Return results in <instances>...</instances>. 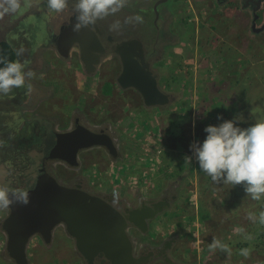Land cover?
<instances>
[{
    "label": "rangeland",
    "instance_id": "374dc122",
    "mask_svg": "<svg viewBox=\"0 0 264 264\" xmlns=\"http://www.w3.org/2000/svg\"><path fill=\"white\" fill-rule=\"evenodd\" d=\"M34 1L21 0L17 13L0 15V40L12 42L14 37L19 41V48L23 44L21 61L33 55V61L36 60L26 68L34 72L33 77L26 79L34 88L33 92L30 88L32 95L22 110L19 125L7 122L6 129L0 130L7 131L13 140H21L31 137L35 123L56 133L69 128L76 119L91 127L99 126L117 141L118 157H110L103 149L88 150L80 155L82 169L70 171V178L62 179L79 180L82 189L97 188L102 194L109 193L132 204L145 194L152 197L153 186H157L158 191L168 189L172 194L176 186H180L175 193L177 201L166 211L167 215L154 218L150 224L154 230L178 231L183 235L173 248L179 259L184 258L183 264H264V223L259 221L260 213L264 212V198L252 200L246 196L242 184L214 182L199 169L189 147L203 141L207 125L221 122L218 116L224 120L237 118L242 128L264 121V35L252 31L253 14L248 12L243 19L237 11L240 4H235L239 0H225L221 6L215 3L218 0H210L211 5L205 0V6H200L199 10L197 7L202 0H188L189 3L168 0L160 4L157 3L161 0H127L126 6L118 12L120 15L113 19L118 25L114 29L123 28L126 35L132 31V27L123 22L124 11L131 12L133 17H142L136 29L143 38L153 39L157 34L155 22L166 30L158 15L161 7H165L161 14L167 19L168 13L174 14L177 7L178 13L174 14L170 25L176 29L171 32L172 38H186H171L162 44L159 47L161 58L158 51L150 48L149 51L156 53L150 65H155L152 68L160 76L161 87L170 85L171 88H167L169 105L147 107L135 90L119 86L116 72L106 75L105 70L102 76L101 72L91 76L81 68L77 71L75 63L73 69L71 64H65L69 72L62 73L59 68L64 64L57 67L59 59L49 64L51 55L42 46L48 33L47 0ZM209 12L216 17L207 20ZM195 18L198 19L195 24L186 21ZM179 22L186 29H180ZM180 32L181 36L177 34ZM125 40L141 41L138 34ZM107 85L112 91L105 93ZM22 91L23 88L17 89L18 93ZM9 96L13 97L15 105L20 103V95ZM9 104L12 100L0 101L1 120L2 113L9 118L11 111L4 110ZM160 135L162 145L156 149L162 147L164 151L160 150L164 153L146 157V146H151L150 141L153 144ZM39 152L33 156L42 157L44 152ZM160 157L164 163L156 169L146 166L148 158L156 165L162 161ZM186 157L192 159L186 160ZM4 168L6 171L2 173L0 167V186H12L17 176L10 175L7 166ZM49 168L55 174L67 171L64 165L52 164ZM141 176L144 179L138 180ZM5 213L0 210V264H14L7 255L6 235L2 230ZM61 230L50 244L38 238L30 241V264H79L73 240ZM213 239L227 245L229 251L220 247L210 250ZM241 249L248 250L246 257L240 254Z\"/></svg>",
    "mask_w": 264,
    "mask_h": 264
},
{
    "label": "water",
    "instance_id": "95a60500",
    "mask_svg": "<svg viewBox=\"0 0 264 264\" xmlns=\"http://www.w3.org/2000/svg\"><path fill=\"white\" fill-rule=\"evenodd\" d=\"M161 0L157 4L166 3ZM93 33V32H91ZM77 31L66 29L62 33L59 47L63 56H67L72 45L80 38ZM84 37H87L84 36ZM94 37V36H93ZM84 47L92 49L94 42L87 37L78 40ZM123 71L118 79L124 90L133 89L143 99L147 107L169 105V95L159 88L158 76L145 61L146 52L140 42L126 41L119 45ZM90 74L96 72L99 57L92 53L89 61L83 58ZM103 148L114 157L117 146L113 138L102 132H95L85 125H77L65 132H57L54 146L46 158L60 161L72 168L79 167V155L84 150ZM43 172L37 179L34 188L28 190V203H13L3 221L2 230L6 235V252L14 264H30L28 247L30 241L39 237L45 244H50L57 228L63 227L75 242L76 250L88 264L103 259L102 264H140L133 256V244L129 234V222L146 232L147 222L160 214L157 205L134 211L140 225L133 218L124 216L109 201L85 191L81 186L71 188L60 183L51 173ZM132 216V215H131Z\"/></svg>",
    "mask_w": 264,
    "mask_h": 264
},
{
    "label": "flooded vegetation",
    "instance_id": "af4514ba",
    "mask_svg": "<svg viewBox=\"0 0 264 264\" xmlns=\"http://www.w3.org/2000/svg\"><path fill=\"white\" fill-rule=\"evenodd\" d=\"M179 1V0H176ZM183 1V0H182ZM188 1V0H187ZM37 0L34 1V3H36ZM47 2V1H46ZM186 3H189L186 2ZM205 0H202V2H200V4H198L197 10H199L200 6H205ZM217 3L219 6L225 4V0H218ZM208 4L211 5V1H208ZM235 4H240L239 8L237 9V11H239L241 17L243 19H245L246 14H248V12H250L251 14H253L254 18L252 21V31L254 32H258L261 33L262 35H264L263 31H264V0H239V2H236ZM35 5H32V8H34ZM165 8V7H164ZM164 8L161 7L158 15L159 18L163 20V25L165 26L166 30L161 29L160 25L157 26V22H155V30H157V34L155 36V38L153 39H144L142 36V33L140 31H138L136 29V27L138 26L137 22H135L134 20L131 22L126 23V25H130L132 27V31H130L127 35L124 31L123 28H116L114 29L113 25H115V23L113 22V19L117 16H119L120 14L116 13L114 16H109L104 20L98 21L95 24H91L88 25L86 27H82L77 31L76 35H79L80 38H78L75 43L72 45L69 54L65 57L61 54L59 47L65 45L62 40V33L63 31H65L66 29H72L74 30V26L77 23L76 21V17H75V13L73 10V0H68V4L67 7L60 13H56L54 11H49L47 9L46 15L48 16L49 20H47V31L48 33L45 35V40L43 42V47L50 53V61L48 62L49 64H51L54 59H59L57 63V67L64 64V67L59 68V71H62V73H66L69 72V70L67 69V67H65V64H71L70 67H72L75 63L78 66L76 67V70L78 71L80 68L82 71H84L85 73L90 72L89 69L86 68L83 58H85V60L89 61L90 57H92V53L98 55L99 57V64H96V73L99 74V72H101V76L103 74V71H107L106 75L108 74H114L115 72L118 73V79L123 71V66H122V62L120 59V56L117 54L118 52V47L119 45H121L122 43L126 42L127 39H131L134 38V36L136 34H138V39L141 41H138L141 43L142 48L144 49V51L146 52V57H145V61H147L149 64L152 63L153 64V59L155 58V54L152 51H149L150 48H152V50H156L159 52V58H161L160 56V52L161 50L159 49V47L162 44H165L166 42H168L169 40H171L173 34L171 33L173 30L175 31L176 29H174L173 27L171 28V22L172 19L174 17V14L178 13V9L176 7V10L174 11V14L169 12L168 14V20L166 18V16H164L163 14H161V11H164ZM191 8L193 9V11H196L194 9V7L191 5ZM207 8H209V6H207ZM37 9H35L36 11ZM124 11V10H123ZM180 11L183 13L184 10ZM124 18H123V22L125 21V18L127 17H133V14L131 12H127L124 11ZM216 17V14L214 13H208L207 14V20H211L214 19ZM204 19V18H202ZM198 19H187L186 21L189 24H195L196 21ZM181 22L178 23V25H180ZM172 26H174V24L172 23ZM182 27L184 28L183 24L182 26L180 25V29H182ZM114 29V30H113ZM186 29V27L184 28ZM53 30H55L56 32H52ZM197 31H200L199 28L196 29ZM76 31V30H74ZM166 31V32H165ZM185 31V30H184ZM93 32V33H91ZM180 34V36L182 35V32L177 33ZM90 39V41L94 42V47L92 49H87L86 46L84 47V52H82V49L80 44L78 43V40H82L85 39L87 37ZM94 36V37H93ZM176 39H181V40H186V38H184L182 36V38H178V37H174L172 38V40H176ZM129 41V40H128ZM40 57V56H39ZM35 58V55L32 56V58L30 59V61L28 62V66L31 65L32 62H36V60L33 61V59ZM117 62L119 64H117ZM48 64V66H49ZM153 66L155 65H150L151 70L153 71V73L155 75L158 76V84H159V88L167 93V88H171L170 85H164V87L160 86V76L154 72L153 70ZM61 67V66H60ZM104 67H106L107 69H104ZM102 69V71H101ZM104 69V70H103ZM52 70V69H51ZM73 71V70H71ZM46 72H51L50 70H46ZM94 74V73H93ZM90 74L89 75H93ZM64 75V74H63ZM117 79V80H118ZM115 88L114 84H110ZM168 94V93H167ZM85 125V126H89L88 128L91 130H95V132H102L104 131L103 129H101L99 126H94L91 127L88 123H81V121H79V119H76L73 123H71V125H69L66 130H58L61 132H65L69 129L74 128L77 125ZM46 132H48L47 128L45 126H42ZM100 128V129H99ZM49 129V128H48ZM53 132H49L45 137H44V149L41 150L44 152L43 156L41 157V161L38 162V164H32L31 166H29L28 168L26 167V169L22 166H19V168H22L24 170V182L22 184V186L24 187H19L21 189H24L26 191L34 188V185L38 179V177L43 173L41 170L46 168L45 171L51 173L54 177H56L57 179H59V181L67 186V187H71V188H76L79 187L80 182L79 180H71L70 181H65V179L62 178H66L69 179L70 178V171H74L76 169H73L72 167H70L69 165L60 162L59 164L64 165L67 168V172L66 173H53V171L49 168L52 164H58V162L56 161H51V160H47L46 158L49 156V152L51 150V148L54 146L55 144V140H56V132L53 129H50ZM105 132V131H104ZM60 133V132H59ZM106 133V132H105ZM108 134V133H107ZM117 143H115L116 145ZM119 146H117L118 149ZM39 148H36L34 145L31 146V150L28 151V154H31L30 156L32 157V154H38L39 155ZM88 150H84L83 152H86ZM81 153V154H82ZM80 154V155H81ZM79 155V160L81 162V164L83 163L82 157L80 158ZM110 157H114L110 154H108ZM119 152L117 151V156L118 157ZM2 158V157H1ZM79 162V163H80ZM82 169V167H81ZM27 170V173L30 172L31 170L34 172V176L27 174L25 171ZM58 175V176H57ZM66 176V177H61V176ZM23 179H19L20 181H22ZM69 184V185H68ZM9 188H13L12 186H8ZM180 186H176V191L173 192L174 194H172L170 192V190H162V191H157L158 194L153 195L152 197H146V194L143 196H140L139 199L134 203H129V202H123L121 200H119V198H116L115 195L112 194H102L99 190L96 189H85V191L90 192L93 195L96 196H101L103 198H105L107 201H109L117 210H119L124 216H127L128 218H133L136 222H138V224L140 225V220L139 217L137 216V214L139 213V210L144 209L145 207H151L153 209L154 205H157V207L160 209V214L158 215V217L163 216L164 217L167 215V212L169 209H171V207L175 204V202L177 201L178 196L175 194ZM137 214H131L134 213V211H137ZM6 211V217L8 215V210ZM132 215V216H131ZM151 221L147 222L146 226H148V229L146 230V232L143 233V229L138 228V226H136L135 223L129 222V234L131 236L132 239V244H133V256L135 259H138L140 261V264H183L182 259H179L178 256L173 252V248L175 245L178 244V242L183 238V236H181L180 234L178 235V231L176 232H169L166 233L162 230H154L152 229L153 226H151ZM62 229L61 231H63L68 238H70V236L66 233L65 229L63 227H59L57 228L56 232ZM55 232V234H56ZM166 237H164V235H166ZM38 238L40 241H42L39 237H35ZM71 239V238H70ZM72 240V239H71ZM74 242V241H73ZM74 246H75V242H74ZM29 248V247H28ZM76 248V246H75ZM77 251V250H76ZM78 257V262L79 264H88V262L81 258V255H77ZM103 259H98L96 260L93 264H102ZM104 264H109L108 261H105Z\"/></svg>",
    "mask_w": 264,
    "mask_h": 264
},
{
    "label": "clouds",
    "instance_id": "9594fccd",
    "mask_svg": "<svg viewBox=\"0 0 264 264\" xmlns=\"http://www.w3.org/2000/svg\"><path fill=\"white\" fill-rule=\"evenodd\" d=\"M126 3L127 0H73L77 21L74 30L78 31L82 27L115 15L126 6ZM67 4L68 0H47V8L56 13L62 12ZM20 8L21 0H0V15L15 14ZM133 20L141 22L142 17L139 15L127 17L125 23ZM116 26L118 25H113ZM23 51V48L18 49L16 55L20 56ZM33 76L34 72L26 71L21 62L0 58V94H8L13 88L24 86L26 79ZM217 119L221 120L218 125H207L204 128L206 136L203 141H197L189 146L199 169L214 182L233 186L242 184L246 196H250L252 200H261L264 198V121L242 128L237 123V118L224 120L218 116ZM185 159L191 160L192 157ZM56 162L59 164V161ZM161 162L164 163V160ZM81 167L80 164L78 168L73 169L79 171ZM17 202L28 203L26 190L9 188L7 185L0 186V210H10L11 205ZM249 218H253L251 213ZM259 221L264 223V212L260 213ZM216 247L229 251L227 245L219 244L213 239L209 249L213 250ZM240 254L246 257L248 250L241 249Z\"/></svg>",
    "mask_w": 264,
    "mask_h": 264
},
{
    "label": "trees",
    "instance_id": "16d2710c",
    "mask_svg": "<svg viewBox=\"0 0 264 264\" xmlns=\"http://www.w3.org/2000/svg\"><path fill=\"white\" fill-rule=\"evenodd\" d=\"M11 40H12V42L8 41V40H0V58H6L8 60H16V61L22 62V64L25 67V70H26V68L28 66V62L30 61V59L27 60L29 58V56H27L28 58L26 60L21 61V56H17L16 52L18 49H20L22 47L23 44L19 48L18 47L19 41L14 40V37ZM24 40H22V41H24ZM26 83L24 86H21L19 88H13L8 93L9 95H14V96L17 94L20 95L21 101H20V103H17L16 105L13 102L12 96H9L8 94H0V101L1 100L2 101L3 100H12V104H9L8 106H6V109H4L7 111H11L9 118H7L2 113V120L0 119V129L1 130L3 128L6 129L5 124L7 122H9V124H13L15 126L19 125L20 117L23 114L22 110H23V108L26 107L27 102H28V98L30 97V95H32V92H33L32 88H34L32 85L31 86L28 85L29 83H27V84ZM20 88H23L22 93L17 92V89L19 90ZM30 88L32 89V92L30 91ZM106 90L110 91V92L112 91L111 87L109 85H107V87L105 88V93H106ZM36 122L40 123L41 125L44 124V122L40 121V120H37ZM50 126H52V125H49V127ZM1 130H0V158L1 157L2 158H1L0 167L3 168L2 173H5L6 170H5L4 166H7L10 175L14 174V176H17V179L12 182V186H22L24 179L22 178L21 175L24 176V170L22 168L19 169L17 167L22 166L26 169V167L28 168L32 164H38V162L41 161V157L37 158V157L33 156V154L31 157L30 156L31 154H28V151L31 150L32 145H34L36 148H39L38 151L43 150L44 149V137L49 133V131L46 132V130L43 127H37V124L35 123L31 137L24 138L21 140H13L12 138H10L7 131L5 133H3V131H1ZM159 145H160V143H159ZM152 147H153V151H149V153L152 155H156V151H158V149L160 150V148L158 147L156 149L155 144H153ZM149 149H150V146L147 147V150H149ZM160 159H162V157H160ZM25 172L27 173V170ZM34 172L31 170L27 174L34 176ZM18 173H21V175H18ZM19 179H23V180L20 181Z\"/></svg>",
    "mask_w": 264,
    "mask_h": 264
},
{
    "label": "crops",
    "instance_id": "0c3cea01",
    "mask_svg": "<svg viewBox=\"0 0 264 264\" xmlns=\"http://www.w3.org/2000/svg\"><path fill=\"white\" fill-rule=\"evenodd\" d=\"M185 63H187V62H185ZM132 123V122H131ZM138 133V132H137ZM151 133V132H150ZM163 136L161 137V135L160 136H158V138H157V140H153V144H155V148L157 147V146H160V145H162L161 144V142L163 141ZM148 139V138H147ZM145 140V139H144ZM151 142V146H150V149L149 150H147V147L148 146H146V149H145V151H146V157H148V155L150 154L149 153V151H153V147H152V141H150ZM159 143H160V145H159ZM162 151H164L163 149H162V147H159ZM144 150V149H143ZM161 150H158V151H156V155H158L157 153H160L159 155H161L162 156V154L164 153V152H162L161 153ZM155 152V151H154ZM152 155V154H151ZM155 156V155H154ZM149 159V158H148ZM147 159V160H148ZM146 160V166L148 167V168H155L156 169V167H158L160 164H163V163H161V161H158V159L156 160V161H158L157 162V164L155 165L154 163H153V160L152 159H149L148 161ZM162 160H164V159H162ZM160 171H161V168H160ZM155 174H157V171L155 170ZM139 179H144L143 178V176H141V178H139L138 177V180ZM152 187V186H151ZM156 187L157 186H153V191H154V193H153V195H156V194H158L157 193V191L158 190H156ZM160 187V186H159ZM101 188H103L102 186H101ZM167 190V189H166ZM149 191V190H148ZM158 217V215H156V217L155 218H157ZM160 217V216H159ZM179 235V234H178ZM181 236H183L182 234H181ZM187 256V253H184L183 254V257H186ZM182 259H184V258H182Z\"/></svg>",
    "mask_w": 264,
    "mask_h": 264
},
{
    "label": "bare ground",
    "instance_id": "6f19581e",
    "mask_svg": "<svg viewBox=\"0 0 264 264\" xmlns=\"http://www.w3.org/2000/svg\"><path fill=\"white\" fill-rule=\"evenodd\" d=\"M56 178V177H55ZM57 179V178H56ZM59 181V179H57ZM60 182V181H59ZM61 183V182H60ZM82 257V256H81Z\"/></svg>",
    "mask_w": 264,
    "mask_h": 264
}]
</instances>
